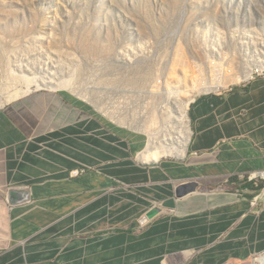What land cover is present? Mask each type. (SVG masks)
<instances>
[{
	"label": "crops",
	"instance_id": "0c3cea01",
	"mask_svg": "<svg viewBox=\"0 0 264 264\" xmlns=\"http://www.w3.org/2000/svg\"><path fill=\"white\" fill-rule=\"evenodd\" d=\"M183 157L139 159L144 134L74 95L0 108V264L242 263L264 253V78L198 94ZM226 184L232 192L199 193ZM182 186L193 191L178 197ZM155 215L147 217L150 210Z\"/></svg>",
	"mask_w": 264,
	"mask_h": 264
},
{
	"label": "rangeland",
	"instance_id": "374dc122",
	"mask_svg": "<svg viewBox=\"0 0 264 264\" xmlns=\"http://www.w3.org/2000/svg\"><path fill=\"white\" fill-rule=\"evenodd\" d=\"M244 30L252 32L250 48L263 51L264 0H0V99L20 90L67 92L146 142L175 127L187 93L244 71ZM263 254L228 264H253Z\"/></svg>",
	"mask_w": 264,
	"mask_h": 264
},
{
	"label": "bare ground",
	"instance_id": "6f19581e",
	"mask_svg": "<svg viewBox=\"0 0 264 264\" xmlns=\"http://www.w3.org/2000/svg\"><path fill=\"white\" fill-rule=\"evenodd\" d=\"M244 71L238 73L237 76L229 78L227 81H222L211 85V87H203L204 91H218L220 88H225L229 83H238L240 81H245L250 78L251 70L248 66L243 68ZM193 93L189 92L186 94L187 98L185 101H178V114L175 120V127L166 129L163 133L161 131L156 132V134H151L148 137L147 145L145 149L140 153L139 159L144 162H153L166 157L168 155H173L175 157H183L187 150V145L191 137L190 122L188 117V107L189 104L195 99V97L200 94L199 89H194ZM24 93H27V90H20L16 92H8L0 99V107L9 100H14ZM146 130V129H144ZM260 256V255H259ZM253 264H264V254L255 259Z\"/></svg>",
	"mask_w": 264,
	"mask_h": 264
},
{
	"label": "built area",
	"instance_id": "2783aa9c",
	"mask_svg": "<svg viewBox=\"0 0 264 264\" xmlns=\"http://www.w3.org/2000/svg\"><path fill=\"white\" fill-rule=\"evenodd\" d=\"M241 37L242 40L240 41L239 47L243 58V64L244 66H248L251 70L250 78L244 82H248L257 76L264 78V49L258 52L255 48H250L249 42H251L250 40L252 39L251 30H244ZM245 178L249 182H264V170L253 171Z\"/></svg>",
	"mask_w": 264,
	"mask_h": 264
},
{
	"label": "water",
	"instance_id": "95a60500",
	"mask_svg": "<svg viewBox=\"0 0 264 264\" xmlns=\"http://www.w3.org/2000/svg\"><path fill=\"white\" fill-rule=\"evenodd\" d=\"M191 191H193V188H191L189 186H182V187L178 188L176 195L178 197H181V196L188 194ZM154 215H155V210L152 209V210H150V212H148L147 217L151 218Z\"/></svg>",
	"mask_w": 264,
	"mask_h": 264
},
{
	"label": "trees",
	"instance_id": "16d2710c",
	"mask_svg": "<svg viewBox=\"0 0 264 264\" xmlns=\"http://www.w3.org/2000/svg\"><path fill=\"white\" fill-rule=\"evenodd\" d=\"M262 186H263V185H262V184H260V185L258 186V188H257V189H260Z\"/></svg>",
	"mask_w": 264,
	"mask_h": 264
}]
</instances>
